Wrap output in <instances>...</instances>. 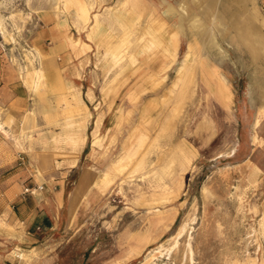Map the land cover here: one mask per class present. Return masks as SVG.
I'll return each instance as SVG.
<instances>
[{
	"label": "rangeland",
	"instance_id": "obj_1",
	"mask_svg": "<svg viewBox=\"0 0 264 264\" xmlns=\"http://www.w3.org/2000/svg\"><path fill=\"white\" fill-rule=\"evenodd\" d=\"M244 19L264 34V0H0V84L39 81L18 139L0 132V264H264V175L237 148L264 85ZM35 159H78L71 225L18 218Z\"/></svg>",
	"mask_w": 264,
	"mask_h": 264
},
{
	"label": "crops",
	"instance_id": "obj_2",
	"mask_svg": "<svg viewBox=\"0 0 264 264\" xmlns=\"http://www.w3.org/2000/svg\"><path fill=\"white\" fill-rule=\"evenodd\" d=\"M2 27L3 24L0 21V29ZM234 27L236 31L239 29L241 33V36L236 35L239 41L255 58H262L255 75H264V34L249 19L239 21ZM1 32L6 38L4 29H1ZM37 42L40 45L41 41L38 40ZM30 43L31 41L28 45H31ZM44 51L47 55L45 63L48 64L50 72L55 74L56 69H60L58 62L53 61L52 58L55 49L50 47ZM39 72L40 69L37 70L38 75H40ZM25 75L22 74L21 77L19 71L8 70L3 75L0 84V132L13 140L18 138L13 134L15 127L12 122L24 111H32L28 109L31 94L29 90H38L39 81L34 80L29 89L28 85L23 82ZM253 90L257 93V98L254 97L252 100L251 112L247 114L244 118L245 122L241 124L242 129L237 148L241 151L243 159L250 160L253 165L263 171L262 174L264 175V85L259 83L258 87ZM26 114L23 115V119ZM2 127L6 133L1 130ZM36 161L35 159L33 164L39 172V177L37 179L32 178V185L34 189L38 190L37 194L30 196L25 193L26 190H29V186L25 187L23 182H17V188L21 187L17 191L18 218L25 223L29 231L33 232L38 230L50 232L71 225L82 208L81 203L79 204L82 196L80 193L82 172L76 168L78 159L69 166L62 168H57L53 163L47 161L39 162V164ZM73 175L75 178L71 180ZM37 185H42V188H38Z\"/></svg>",
	"mask_w": 264,
	"mask_h": 264
},
{
	"label": "bare ground",
	"instance_id": "obj_3",
	"mask_svg": "<svg viewBox=\"0 0 264 264\" xmlns=\"http://www.w3.org/2000/svg\"><path fill=\"white\" fill-rule=\"evenodd\" d=\"M1 29L3 30V27H2ZM236 32H237L236 34H238V35L241 36V33H240L239 29H237ZM0 127H1V126H0ZM1 130H2L4 133H6V130H5L3 127L1 128Z\"/></svg>",
	"mask_w": 264,
	"mask_h": 264
},
{
	"label": "built area",
	"instance_id": "obj_4",
	"mask_svg": "<svg viewBox=\"0 0 264 264\" xmlns=\"http://www.w3.org/2000/svg\"><path fill=\"white\" fill-rule=\"evenodd\" d=\"M38 188H42V185H37Z\"/></svg>",
	"mask_w": 264,
	"mask_h": 264
}]
</instances>
